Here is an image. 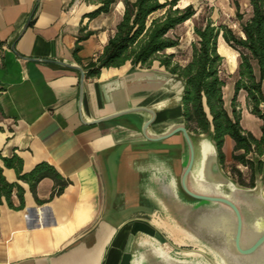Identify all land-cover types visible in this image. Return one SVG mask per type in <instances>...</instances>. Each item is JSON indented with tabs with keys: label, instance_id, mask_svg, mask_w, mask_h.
I'll use <instances>...</instances> for the list:
<instances>
[{
	"label": "crops",
	"instance_id": "0c3cea01",
	"mask_svg": "<svg viewBox=\"0 0 264 264\" xmlns=\"http://www.w3.org/2000/svg\"><path fill=\"white\" fill-rule=\"evenodd\" d=\"M186 5L181 6L179 0L178 6ZM97 6L96 0H0V151L4 157L21 160L14 167L4 166L1 160L0 165L5 178L22 188L21 195L13 189L11 204L2 197L0 264H120L125 229L116 233L117 228L131 217L148 213L140 206L116 209L113 204L116 159L139 133L117 123L84 124L78 112V72L16 54L75 62L86 68L103 50L124 12V1L116 0L109 11L90 16ZM35 8L29 26L19 35ZM82 36L86 37L79 41ZM178 36L180 43L166 51L175 54L181 45ZM191 39L189 55L181 64L191 56L194 35ZM13 43L16 52L11 49ZM218 43L217 48L223 45L228 55L233 53L237 73L239 52L221 35ZM77 44L81 47L75 51ZM218 52L223 64L225 54L219 48ZM153 65L140 68L126 62L86 76L84 116L96 118L116 109L104 92L105 83L133 70L169 72L158 63ZM234 83L229 101L223 87L229 114ZM175 104L169 99L165 107ZM152 105L164 107L162 102ZM236 109L241 126L260 138L264 119L250 112L243 89L237 95ZM234 145L226 136L222 148L226 159L232 157ZM35 168V176L19 177Z\"/></svg>",
	"mask_w": 264,
	"mask_h": 264
},
{
	"label": "water",
	"instance_id": "95a60500",
	"mask_svg": "<svg viewBox=\"0 0 264 264\" xmlns=\"http://www.w3.org/2000/svg\"><path fill=\"white\" fill-rule=\"evenodd\" d=\"M16 54L78 72V112L84 124L117 123L139 133L122 149L113 169L115 208L140 206L148 212L117 228L116 233L125 229L120 264H264V168L255 172L252 187L224 172L212 132L187 129L181 78L166 71L133 70L103 85L116 109L87 119L83 66ZM169 99L176 104L165 107Z\"/></svg>",
	"mask_w": 264,
	"mask_h": 264
},
{
	"label": "trees",
	"instance_id": "16d2710c",
	"mask_svg": "<svg viewBox=\"0 0 264 264\" xmlns=\"http://www.w3.org/2000/svg\"><path fill=\"white\" fill-rule=\"evenodd\" d=\"M96 1L98 6L89 13L90 16L109 11L116 2ZM123 1L122 18L103 50L84 68L86 76H96L104 67H120L126 62L140 68H150L157 61L159 66L184 81L182 115L187 129L195 134L212 132L221 166L225 159L222 149L225 137H231L235 142L233 159L252 170L249 184L243 181L238 183L246 187L254 186L255 172L261 173L264 168V160L261 159L264 155V133L256 138L241 126L236 100L239 91L245 90L250 112L264 119V0H248L251 14L246 19L239 0H233L239 29L224 23L216 24L210 18L196 22L193 27L195 40L191 46L192 53L185 64L175 61V54L166 53V50L180 43V37L172 30L194 17L197 13L194 5L180 7L179 0ZM220 35L240 54L231 114L225 108L223 99L226 81L220 75L223 60L217 48ZM85 37H79V41ZM2 43L0 41V47ZM80 47L77 44L75 51ZM254 65L257 66L258 75ZM250 153L255 155L254 159L248 158ZM0 160L6 167H14L15 161L21 162L17 156H2L1 151ZM36 172L37 168L19 177L27 179L35 176ZM239 174L242 175L241 172ZM14 188L21 195V186L9 182L0 165V204L2 197L11 204L9 199Z\"/></svg>",
	"mask_w": 264,
	"mask_h": 264
},
{
	"label": "rangeland",
	"instance_id": "374dc122",
	"mask_svg": "<svg viewBox=\"0 0 264 264\" xmlns=\"http://www.w3.org/2000/svg\"><path fill=\"white\" fill-rule=\"evenodd\" d=\"M241 4V9L245 13L244 19L249 16V6L248 0H239ZM193 4L197 10L196 15L191 18L189 21L184 23L181 27H178L176 34L181 36V45L175 49V61L180 64L187 59L190 51V42L192 41L193 27L196 22L202 21L205 18L212 19L216 24H228L231 27L235 28L237 25V19L235 15V7L233 0H180V5ZM220 52L225 54V59L223 64H221V77L226 81L224 88L226 100L229 101V98L232 96V87L233 83L237 78V73L233 68L232 54L228 55L227 49L221 45ZM171 51H166L170 53ZM227 54H226V53ZM157 61L154 62L153 67H157ZM159 68L165 69L164 67L158 66ZM264 111V107H263ZM248 158L254 159V154H249ZM222 168L226 174L232 177L236 182L243 181L246 184L251 182L252 170L250 167H246L236 161L231 157L230 159H224ZM241 172L242 175L239 173Z\"/></svg>",
	"mask_w": 264,
	"mask_h": 264
},
{
	"label": "bare ground",
	"instance_id": "6f19581e",
	"mask_svg": "<svg viewBox=\"0 0 264 264\" xmlns=\"http://www.w3.org/2000/svg\"><path fill=\"white\" fill-rule=\"evenodd\" d=\"M223 41V40H222ZM219 44V43H218ZM220 46V45H219ZM220 49V47H218Z\"/></svg>",
	"mask_w": 264,
	"mask_h": 264
}]
</instances>
